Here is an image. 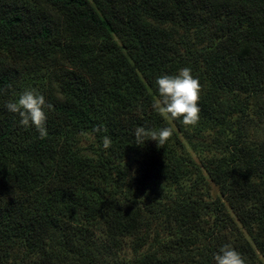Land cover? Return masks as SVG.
Returning <instances> with one entry per match:
<instances>
[{"label":"trees","instance_id":"trees-1","mask_svg":"<svg viewBox=\"0 0 264 264\" xmlns=\"http://www.w3.org/2000/svg\"><path fill=\"white\" fill-rule=\"evenodd\" d=\"M184 67L200 84L201 130L232 134L207 167L212 202L174 200L204 177L182 154L189 127L151 107L156 77ZM33 72L49 76L44 139L5 108ZM252 100L264 118V0H0V264H98L100 234L110 252L131 249L126 264H215L226 243L264 264ZM138 127L172 135L137 145Z\"/></svg>","mask_w":264,"mask_h":264},{"label":"clouds","instance_id":"clouds-1","mask_svg":"<svg viewBox=\"0 0 264 264\" xmlns=\"http://www.w3.org/2000/svg\"><path fill=\"white\" fill-rule=\"evenodd\" d=\"M155 89L157 99L151 105L152 109L173 119H179L186 126H194L199 120L200 107V84L197 78L192 74L188 67L181 68L175 74H162L155 79ZM52 105L48 103L45 96L34 89L22 91L14 102H8L5 105L7 111L18 114L20 124L27 127H34L41 139L47 135L45 122L47 120V110ZM99 131V130H97ZM137 145H143L148 139L154 140L159 146H162L172 135L171 129L165 127L158 132H146L144 128L138 127L134 132ZM147 139V140H148ZM104 149H108L111 140L108 136L102 138ZM215 264H246L242 255L230 244L221 246L214 254Z\"/></svg>","mask_w":264,"mask_h":264},{"label":"rangeland","instance_id":"rangeland-1","mask_svg":"<svg viewBox=\"0 0 264 264\" xmlns=\"http://www.w3.org/2000/svg\"><path fill=\"white\" fill-rule=\"evenodd\" d=\"M28 74L25 81L23 82L24 90L26 89H34L44 90L49 87V76L44 73H36ZM50 91V90H48ZM231 99V98H230ZM261 104V101H251L250 104V116L251 123L247 130V142L250 145L253 143L259 142L264 138V118H260L258 113L259 111H263V109L258 107ZM236 116L232 119V122L236 120ZM198 126V127H197ZM236 126V125H234ZM189 127V139L186 137H182V141L184 144V148L182 150V154L184 156H189L193 159V162L200 168L202 175L204 177V185L201 190L195 191L194 194H190L189 189L192 188L191 182H184L181 186H176L173 188L174 200H177V194H184L186 196H192L193 198H199L200 201L203 202H212L214 199L220 197L219 187L209 178L207 174V167L212 158L221 157L224 154L223 144L225 143L228 137H231V132H227L226 134L222 133L221 129L218 130H201L200 125L197 124ZM197 127V128H195ZM191 134V136H190ZM137 164L136 162H132V175L130 177V181L132 184H136L137 177L135 172ZM173 201V199H172ZM165 203V200L163 201ZM228 212L232 216V218L237 221L235 214L228 208ZM165 240H167L170 235H165ZM105 243L103 234L99 235L98 244H100V251L95 250L94 247L93 252H95L98 264H126L131 257L133 256V252L131 249H125L120 252L109 251L108 248L103 247Z\"/></svg>","mask_w":264,"mask_h":264}]
</instances>
